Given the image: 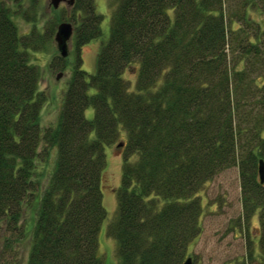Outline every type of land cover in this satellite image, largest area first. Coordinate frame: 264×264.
I'll use <instances>...</instances> for the list:
<instances>
[{
  "label": "trees",
  "instance_id": "1",
  "mask_svg": "<svg viewBox=\"0 0 264 264\" xmlns=\"http://www.w3.org/2000/svg\"><path fill=\"white\" fill-rule=\"evenodd\" d=\"M27 1L35 11L41 0ZM9 5L30 17L19 12L22 0H0V258L104 264L105 149L118 141L116 211L105 227L116 264H182L200 232L197 193L233 167L243 219L257 217L264 264V0H111L92 75L79 53L101 36L102 17L95 0H74L56 14L71 23L75 63L58 122L46 128L45 93L29 60L39 41L34 29L18 34ZM33 205L27 236L22 217Z\"/></svg>",
  "mask_w": 264,
  "mask_h": 264
},
{
  "label": "rangeland",
  "instance_id": "2",
  "mask_svg": "<svg viewBox=\"0 0 264 264\" xmlns=\"http://www.w3.org/2000/svg\"><path fill=\"white\" fill-rule=\"evenodd\" d=\"M111 0H95L96 12L101 15L100 24L101 36L85 45L79 55L81 69L88 75L95 70L96 55L101 44L107 41L109 35V16ZM12 20L19 35H30L32 29L34 38L39 41L38 47L29 52V60L39 70L38 88L45 93L46 100L40 112V126H56L63 93L71 76V70L75 63V54L72 48V40L67 43L68 54L62 63L58 62L59 57L53 37L56 26L59 23H69L56 18L59 11H67L68 5L62 2L57 9H53L50 0H41L37 8H28V1L22 0L19 12L26 11L30 21L15 12L10 6ZM35 13V15H34ZM60 21V22H59ZM71 25V23H69ZM63 65L62 68L58 66ZM57 75H60L56 79ZM93 112L91 109L85 111V117L90 119ZM123 135V134H122ZM116 141L111 147L105 149L106 167L102 178L103 206L106 212V219L102 223L98 233L97 255L104 264H116V243L106 235V223L113 217L116 211L115 189L119 186L121 175V147H117ZM53 153L49 162L43 169L42 182H45L47 173L51 169ZM201 207L198 219L199 234L192 241L188 249L187 257L191 264H261L257 252L256 234L257 217L254 214L251 219L244 221L241 193L239 187V176L236 168H229L219 172L207 181L196 195ZM34 205L25 211L22 217L24 226L27 228V236L31 229V221L34 217ZM6 234L0 232V250L3 248V240ZM249 248H252L249 254ZM27 242H23L18 249L16 261L22 263L27 257ZM14 256V255H13ZM186 257V258H187ZM0 264H14L10 253H5L0 258Z\"/></svg>",
  "mask_w": 264,
  "mask_h": 264
},
{
  "label": "water",
  "instance_id": "3",
  "mask_svg": "<svg viewBox=\"0 0 264 264\" xmlns=\"http://www.w3.org/2000/svg\"><path fill=\"white\" fill-rule=\"evenodd\" d=\"M74 0H50V4L53 9H57L58 5L62 2H66L68 7H70L73 4ZM72 26L69 23H59L56 26V31L53 37V41L56 46V50L58 52V55L61 59L66 58L68 54V46L67 43L70 41L72 37ZM60 75H57L56 79H58ZM121 144L117 145V147H120ZM258 177L259 181L262 184L264 182V166L260 162L258 167ZM182 264H191L190 258H187Z\"/></svg>",
  "mask_w": 264,
  "mask_h": 264
}]
</instances>
